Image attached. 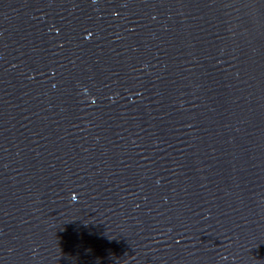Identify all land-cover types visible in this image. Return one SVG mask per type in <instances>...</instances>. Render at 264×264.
Wrapping results in <instances>:
<instances>
[{"label": "water", "instance_id": "1", "mask_svg": "<svg viewBox=\"0 0 264 264\" xmlns=\"http://www.w3.org/2000/svg\"><path fill=\"white\" fill-rule=\"evenodd\" d=\"M0 264H264V0H0Z\"/></svg>", "mask_w": 264, "mask_h": 264}]
</instances>
